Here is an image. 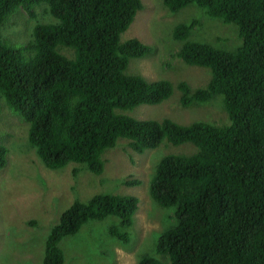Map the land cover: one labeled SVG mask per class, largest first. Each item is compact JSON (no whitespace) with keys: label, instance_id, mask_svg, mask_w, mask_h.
I'll return each mask as SVG.
<instances>
[{"label":"trees","instance_id":"obj_1","mask_svg":"<svg viewBox=\"0 0 264 264\" xmlns=\"http://www.w3.org/2000/svg\"><path fill=\"white\" fill-rule=\"evenodd\" d=\"M42 3L58 22H38L28 44H9L2 33L9 16L23 9L35 17ZM164 3L173 12L197 4L210 17L237 25L242 42L235 50L189 40L198 19L174 28V38L183 42L176 56L211 69L206 86L193 89L185 80L175 85L126 73L131 58L152 51L138 38L121 41L142 0H0V101L4 97L28 122L29 141L50 169L77 162L102 174L105 152L120 140L138 153L164 143L193 144L194 153L164 156L151 180L152 198L175 206L178 219L159 236L156 252L171 264H264V0ZM28 49L34 54L26 59L22 51ZM175 88L185 107L223 95L230 123L182 124L127 113L163 103ZM7 160L8 148L0 143V169ZM138 208L132 195L102 193L74 201L52 227L42 264H66L61 240L109 216L118 217L124 229L111 226L110 234L128 243ZM138 264L165 262L146 255Z\"/></svg>","mask_w":264,"mask_h":264},{"label":"rangeland","instance_id":"obj_2","mask_svg":"<svg viewBox=\"0 0 264 264\" xmlns=\"http://www.w3.org/2000/svg\"><path fill=\"white\" fill-rule=\"evenodd\" d=\"M142 1L143 8L121 35V41L138 38L150 45L152 51L144 57L131 58L127 74L141 75L150 81L168 79L175 85L185 80L193 89L206 86L211 69L189 65L176 56L183 42L174 38V28L193 19H198L200 24L193 29L189 40L230 50L242 42L236 24L210 17L197 4L173 12L164 0ZM38 22H58L46 3L36 7L35 17L23 9L10 15L3 25V38L11 45L24 46L33 39ZM59 50L74 56L70 48L60 46ZM22 52L26 59L34 54L29 49ZM180 98L181 92L175 88L163 103L140 105L127 113L139 119L171 118L182 124L230 123L223 95L189 107L183 106ZM0 143L8 148L7 164L0 169V264H42L48 235L63 211L76 200L87 202L102 193L139 199L133 224L127 229L130 241L124 243L110 234L111 226L124 231L118 217L90 221L78 233L61 240L66 264H138L146 255L171 264L169 256L156 252V246L159 236L178 223L176 207H163L152 198L151 180L164 156L194 153L197 148L193 144L164 143L138 153L127 140H120L105 152L102 174H94L77 162L50 169L29 141L28 122L9 108L4 97L0 101ZM129 180L140 183L129 185L126 183Z\"/></svg>","mask_w":264,"mask_h":264}]
</instances>
